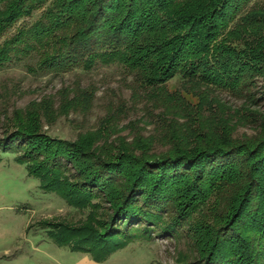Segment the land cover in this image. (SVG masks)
Wrapping results in <instances>:
<instances>
[{
	"label": "trees",
	"instance_id": "16d2710c",
	"mask_svg": "<svg viewBox=\"0 0 264 264\" xmlns=\"http://www.w3.org/2000/svg\"><path fill=\"white\" fill-rule=\"evenodd\" d=\"M40 9L0 43V67L32 59L33 73L60 74L120 64L134 78L133 104L144 99L155 125L149 135L136 126L145 118L119 128L128 109L119 98L97 128L49 135L45 122L93 107L95 87L79 83L7 117L0 152L16 153L46 192L89 209L79 224L42 220L50 237L105 258L137 236L173 237L187 225L198 259L177 264H264V112L250 105L264 101L262 0H0V38ZM178 75L185 88L170 89ZM214 88L245 102L233 110ZM241 125L256 133L237 137Z\"/></svg>",
	"mask_w": 264,
	"mask_h": 264
},
{
	"label": "rangeland",
	"instance_id": "374dc122",
	"mask_svg": "<svg viewBox=\"0 0 264 264\" xmlns=\"http://www.w3.org/2000/svg\"><path fill=\"white\" fill-rule=\"evenodd\" d=\"M42 11L35 10L32 16L21 20L0 38V43L12 36L18 25H31ZM33 62L32 59H25L0 67V136L7 129V117L16 108L24 109L30 102L41 101L46 96H54L57 100L61 88L73 87L76 83L84 88L95 87L93 107L88 114L70 111L67 116H59L52 125L45 122L44 129L49 135L75 139L79 133L97 128L119 98L125 100L128 108L125 116L119 119V128L138 118H145L136 126L145 135L154 133L155 125L149 123L144 99L138 98L133 104L134 78L120 64L98 62L92 69L77 67L60 74H35L28 69ZM168 84L170 89L185 88L180 75ZM258 84L256 98L261 96L262 91L261 83ZM213 93L233 110L245 102L244 98L229 90L214 88ZM250 105L264 112V101ZM255 133L253 126L241 125L235 135L243 137ZM120 134L132 138L130 129ZM88 213L89 209L80 210L57 194L46 192L40 180L29 174L27 165L17 160L16 153L0 152V264H177L181 255L188 256L190 262L198 259L187 225L173 237L161 236L157 232L152 234V239L137 236L105 258L58 244L50 237L48 228L41 225L45 219L79 224Z\"/></svg>",
	"mask_w": 264,
	"mask_h": 264
}]
</instances>
